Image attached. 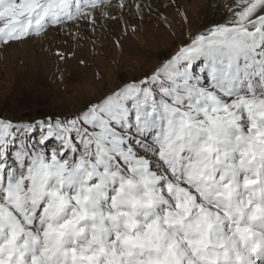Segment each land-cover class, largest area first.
<instances>
[{"label":"snow or ice","instance_id":"snow-or-ice-1","mask_svg":"<svg viewBox=\"0 0 264 264\" xmlns=\"http://www.w3.org/2000/svg\"><path fill=\"white\" fill-rule=\"evenodd\" d=\"M108 6L0 0V46ZM224 12L78 111L0 115V264H264V0Z\"/></svg>","mask_w":264,"mask_h":264},{"label":"rangeland","instance_id":"rangeland-1","mask_svg":"<svg viewBox=\"0 0 264 264\" xmlns=\"http://www.w3.org/2000/svg\"><path fill=\"white\" fill-rule=\"evenodd\" d=\"M218 1L124 0L129 7L121 12L118 5L107 0L109 6L100 12L109 17L115 15L117 20H101L95 31L86 22L78 21L79 27L69 22L63 30L49 28L47 34L41 33L39 37L13 43L8 48L0 46V115L15 119L27 114L36 118L47 112L78 111L118 85L122 77L153 68L174 41L178 42L182 34L195 30L204 21ZM137 3L143 6L140 12L132 7ZM8 12L6 7L5 14ZM181 12L186 13L187 24ZM159 14L174 21L178 29H165ZM129 22L135 24L136 31L124 35L123 23ZM135 33L140 35L138 42L132 40Z\"/></svg>","mask_w":264,"mask_h":264},{"label":"bare ground","instance_id":"bare-ground-1","mask_svg":"<svg viewBox=\"0 0 264 264\" xmlns=\"http://www.w3.org/2000/svg\"><path fill=\"white\" fill-rule=\"evenodd\" d=\"M120 2H121V0H112V4L119 5ZM162 2H164V1H162ZM230 2H231V0H223L222 2H220V0H219L218 2H215L213 4V8H215L217 5H219L220 8H221V12H222V11H224V9L227 8V6L229 5ZM191 7H192V5H191ZM151 9L155 10V8H153V7H151ZM190 9H192V8H190ZM185 12H186V10H185ZM159 21L165 27V29L167 28L169 31H173L172 27H175V26L177 27V25L175 24V22L173 21V23H172V20L170 18H168L167 16H165L164 14H159ZM177 29H178V27H177ZM139 39H140V35L137 34V33H135L134 36H133V38H132L133 42H138Z\"/></svg>","mask_w":264,"mask_h":264}]
</instances>
